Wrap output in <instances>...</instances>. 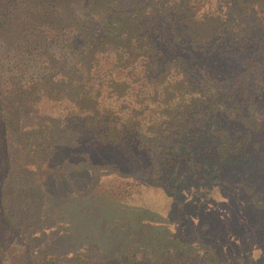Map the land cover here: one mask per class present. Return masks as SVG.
I'll return each instance as SVG.
<instances>
[{"label":"trees","instance_id":"1","mask_svg":"<svg viewBox=\"0 0 264 264\" xmlns=\"http://www.w3.org/2000/svg\"><path fill=\"white\" fill-rule=\"evenodd\" d=\"M0 58V264L27 260L5 230L19 227L7 202L23 182L20 153L49 170L77 164L85 194L110 173L202 181L264 159V0H0ZM240 189L264 208V187ZM214 229L194 241L160 231L102 262L73 248L58 264H245L221 240L234 233Z\"/></svg>","mask_w":264,"mask_h":264},{"label":"rangeland","instance_id":"2","mask_svg":"<svg viewBox=\"0 0 264 264\" xmlns=\"http://www.w3.org/2000/svg\"><path fill=\"white\" fill-rule=\"evenodd\" d=\"M28 65L29 76L40 71L34 60H28ZM6 67L0 58V74L9 72ZM257 104L264 105V88ZM41 156L20 153L21 162L27 163L21 190L8 194L7 203L19 227L5 229L11 231L6 234V245L21 262L27 258L24 263L29 264L31 258L39 264L50 256L58 264L73 248L93 249L102 262L114 247L120 249L131 240L142 242L147 236H159L160 231H188L194 241L196 232L216 228L234 233L228 234L229 241L221 240L240 263L264 264V208L251 204L240 189L242 183L264 187V159L230 163L232 171L218 179L211 174L202 181L177 171L142 182L110 173L85 194L89 182L74 171L77 164L49 170ZM79 159L69 157L72 162ZM185 212L186 216H180ZM2 219L7 217H0V231Z\"/></svg>","mask_w":264,"mask_h":264}]
</instances>
